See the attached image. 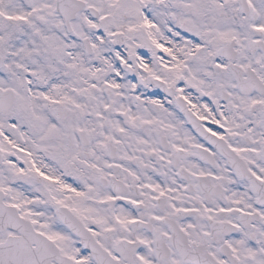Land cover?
I'll return each instance as SVG.
<instances>
[{
  "label": "snow or ice",
  "instance_id": "obj_1",
  "mask_svg": "<svg viewBox=\"0 0 264 264\" xmlns=\"http://www.w3.org/2000/svg\"><path fill=\"white\" fill-rule=\"evenodd\" d=\"M0 264H264V0H0Z\"/></svg>",
  "mask_w": 264,
  "mask_h": 264
}]
</instances>
